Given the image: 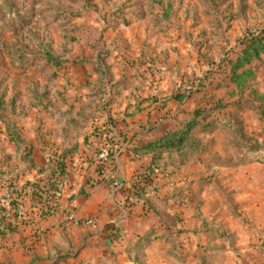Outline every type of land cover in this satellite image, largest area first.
<instances>
[{
    "label": "crops",
    "instance_id": "crops-1",
    "mask_svg": "<svg viewBox=\"0 0 264 264\" xmlns=\"http://www.w3.org/2000/svg\"><path fill=\"white\" fill-rule=\"evenodd\" d=\"M149 2L155 3L139 1ZM133 10L125 14L128 24L106 20V41L100 39L104 59L98 62L91 46L79 40L86 48L76 57L86 60H72L66 67L46 65L49 103L31 102L39 116L27 119L25 107L12 118L13 126L23 119L22 131L14 128L21 145L31 147L35 164L27 169L23 160L16 167L25 169L15 178L17 185L44 176L37 166L46 163V140L60 149L67 143L57 119L60 112L73 106L85 121L77 125L76 150L66 156L58 208L41 217L37 206L24 199L29 223L0 242V264H264V155L254 158L247 152L248 143H258L264 154V98L251 92L264 97V57L252 62L253 76L243 91L221 74L203 90L171 96L177 88L160 89L147 65L160 61L152 34L145 36V29L136 26L147 15L142 9L134 19ZM206 99L227 105L206 117L212 124L191 127L182 153L166 150L153 158L151 152L131 147L174 130L178 119ZM238 100L252 105L240 107ZM82 105L88 106L80 109ZM4 125L0 166L6 168L17 162V146ZM136 172L154 186L142 196L131 194ZM10 176H0L1 201H6L5 178ZM88 217L96 223H84ZM150 228L151 241L135 261L130 246ZM171 238L178 242L175 250H170Z\"/></svg>",
    "mask_w": 264,
    "mask_h": 264
},
{
    "label": "rangeland",
    "instance_id": "rangeland-1",
    "mask_svg": "<svg viewBox=\"0 0 264 264\" xmlns=\"http://www.w3.org/2000/svg\"><path fill=\"white\" fill-rule=\"evenodd\" d=\"M139 1L0 0V100L4 112L28 107L27 119L31 115L32 119L37 118L38 107L31 104L32 100L41 106L49 103L51 73L44 72L47 59L61 56L66 67L86 48L80 41L68 45L74 35L73 27L81 23L93 25L106 41V17L116 10L129 14L135 3L147 15V21L141 20L136 26L145 29V36L152 34L153 52L160 59L157 64L147 62L152 68L149 73L157 86L166 91L180 83L183 86L190 80L197 81L194 76L205 71L208 60L216 63L237 39L264 24V0H154L152 5ZM21 57L36 62L21 69L14 65ZM217 77L221 74L211 82H216ZM22 120L14 121L19 131L24 128L20 126ZM3 123L5 120L0 117V127ZM45 142L50 150L53 142Z\"/></svg>",
    "mask_w": 264,
    "mask_h": 264
},
{
    "label": "trees",
    "instance_id": "trees-1",
    "mask_svg": "<svg viewBox=\"0 0 264 264\" xmlns=\"http://www.w3.org/2000/svg\"><path fill=\"white\" fill-rule=\"evenodd\" d=\"M165 15L168 16L167 11ZM143 10L135 3V9L132 12L134 19L142 16ZM166 16V17H167ZM108 24L115 25L117 22L128 24L130 18L126 17L124 11H113L107 16ZM74 35L69 41L68 45H73L75 41L83 40L89 46H91L93 52H96V59L100 62L106 55V50H103V46L100 42L102 37L99 29L93 25L87 23L77 24L72 29ZM65 53V52H63ZM264 57V24L258 27L255 31H251L245 34L243 37L237 39L235 45L230 48V51L224 57H220L215 63L212 60H208V65L205 71H202L200 75H195L198 78L197 81L190 80L180 90V87L175 89V92L171 96H177L179 93H183L185 96H189L191 93L199 90H203L206 87V82L216 77V75L223 74L224 77H228L233 80L239 86L240 91H243V86L247 80L253 76L252 62L254 60H262ZM86 60L85 56L75 57L73 61L80 63ZM34 59H28L21 57L17 61H14V65L19 66L21 69H25L29 64H34ZM48 64L51 66H58L64 62L61 56H56L53 59H47ZM101 92V90L99 91ZM255 98L261 100L260 96L256 91H251ZM155 97H153L154 99ZM240 107L244 105L251 106L252 101L244 100L236 102ZM226 102H222L216 99H206L198 104L186 114L185 117L178 119L177 126L174 130L166 129L160 135H154L148 137L141 143H133L131 147L136 152H151L153 158L161 157L163 151L166 150H182L186 140L189 137L191 127L202 122L204 126H208L211 123L210 120H205L209 114L214 110L220 109L226 106ZM88 105H82L80 109H86ZM6 112V113H5ZM4 112L3 103L0 100V117L5 120V128L9 135V138L16 144L17 149L15 152L16 163L11 167L3 168L0 166V176L4 174L11 175L6 179L5 186L8 189V194L5 197L6 201L0 200V242L2 240L11 237L16 231H22L25 229L23 224H28L29 219L25 215L26 210L23 205V200L28 198L31 200V206H37L41 217L52 214L59 206L58 198L60 196L62 187L65 182L67 165L66 156L74 152L77 148L76 137L80 132V122L85 121L79 110L73 108V106L65 112H60L57 119L60 123V131L64 135V139L67 141L66 144L60 149L54 146L47 150L43 146V151L46 156L45 165H38V173H44V176H40L34 180H27L21 185L15 183V178L18 174L25 173V169L22 168L16 171V167L22 164L24 160L25 168L29 169L34 167L35 164L31 157V147L21 145L20 133L14 128L13 120L11 118L16 114H20L22 110L10 108ZM226 124H230L228 120H225ZM240 134L242 143L245 142V136L239 130V127H235ZM196 142H192L190 146H196ZM262 145L258 143H248V154L252 153V157L261 158L264 154L261 150ZM120 149V148H119ZM11 155H6L10 157ZM106 160V159H105ZM100 165V163H98ZM145 178L146 175H143ZM151 181L140 179V173L136 172L130 183L132 196H142L145 192L153 188ZM35 232H41L38 228ZM154 233L153 229H147L144 233L138 235L137 240L133 245L130 246V251L133 252L132 257L135 261H140V252L142 249L149 244L151 236ZM172 243V249H177L178 242L174 239H170Z\"/></svg>",
    "mask_w": 264,
    "mask_h": 264
},
{
    "label": "built area",
    "instance_id": "built-area-1",
    "mask_svg": "<svg viewBox=\"0 0 264 264\" xmlns=\"http://www.w3.org/2000/svg\"><path fill=\"white\" fill-rule=\"evenodd\" d=\"M83 222L87 223V224H91V225H94L96 223L95 219L92 217H88V218L84 219Z\"/></svg>",
    "mask_w": 264,
    "mask_h": 264
}]
</instances>
